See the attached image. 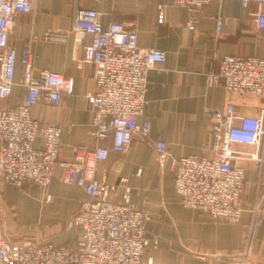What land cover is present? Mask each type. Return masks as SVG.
Returning a JSON list of instances; mask_svg holds the SVG:
<instances>
[{"label":"crops","instance_id":"0c3cea01","mask_svg":"<svg viewBox=\"0 0 264 264\" xmlns=\"http://www.w3.org/2000/svg\"><path fill=\"white\" fill-rule=\"evenodd\" d=\"M35 17L20 14L10 31L9 46L19 57L28 47L34 73L48 70L74 78V91L64 94L59 106L44 101L34 106L35 119L45 125L62 127L60 159L71 161L73 148L84 146L92 150L101 142L94 136L95 107L86 99L96 91L94 66L86 63L84 47L75 40L74 11L76 8L96 9L104 13L102 22H121L138 35V46L166 51L167 60L160 71L148 75L146 105L140 122L152 124L147 138L136 136L125 153L111 152L97 167L100 182L115 186L112 200L120 202L124 193L121 179L132 189V201L138 209L147 211V236L151 248L144 260L156 264H229L243 249L248 228L253 233L248 243L256 264H264V141L261 161L239 159L245 169V190L242 194L244 212L240 221L226 223L206 217L182 204L175 187V173L171 163L159 164L154 150L158 139L165 140L173 158L191 155L212 156V112L222 111L228 101L236 104L242 115L257 116L264 109V100L251 96H237L223 87H210L208 76L219 72L221 59L226 55L264 56V29L256 23V14L264 12V5L252 2L244 7L240 0H212L198 15L195 29L188 28L189 13L185 6L172 0H37ZM163 12L165 19L159 22ZM222 19L221 30H218ZM57 34L45 39V33ZM86 42H90L89 35ZM23 66L16 67L13 95L2 103L14 108L24 99ZM105 144V143H104ZM38 137L35 146L42 148ZM251 150V149H249ZM63 170L58 169L49 192L52 202L46 201L37 185L24 190L0 178V231L9 243H52L75 250L81 239V228L73 222L85 192L82 188L65 184ZM27 204L34 201L38 214L33 226L15 227L2 215L3 205L11 201ZM185 225L194 233L212 231L218 252H209L206 260L194 257L189 250L171 252L161 247V235L172 234ZM157 241V242H156Z\"/></svg>","mask_w":264,"mask_h":264},{"label":"built area","instance_id":"2783aa9c","mask_svg":"<svg viewBox=\"0 0 264 264\" xmlns=\"http://www.w3.org/2000/svg\"><path fill=\"white\" fill-rule=\"evenodd\" d=\"M172 1L187 8L191 30L195 29L202 9L212 2ZM240 1L246 8L252 2L264 5V0ZM36 3L37 0H0V177L21 188L28 184L47 188L57 170L62 169V181L85 192L73 218L82 234L77 249L70 250L52 243L11 244L0 231V264H156L153 259L144 260L150 245L146 237L150 214L134 205L126 179L120 181L124 185L122 200L115 202L112 195L116 187L100 182L96 172L111 152L125 153L136 136H149L151 121L139 120L147 102L148 75L153 70L160 71L167 53L139 47L137 32L124 23L111 22L105 26L104 13L99 10L75 9V40L84 47L83 60L94 66L96 91L88 92L86 99L95 107L93 133L101 143L92 150L76 146L73 159L62 161L59 157L62 127L40 123L32 109L44 101L59 106L64 94L73 93L74 78L48 70L36 75L30 48L26 47L19 57L9 46L17 16L35 17ZM164 19L161 12L159 22L163 23ZM222 23L219 19V31ZM256 23L264 29V12L256 14ZM87 35L91 38L88 43ZM56 36L45 33L47 40ZM262 43L264 47V37ZM18 60L24 68L20 83L26 94L18 106L4 108L2 103L13 95L16 85ZM208 85L223 87L237 96L264 100V56H224L219 72L208 76ZM212 134V156L175 159L172 149L162 139L155 141L154 150L158 162L171 163L176 191L184 206L216 220L235 223L244 212L242 194L246 185L245 169L237 160L261 161L264 109L257 116L242 115L236 104L228 101L222 111L212 112ZM38 137L44 141L42 148L35 146ZM252 233L250 225L248 240ZM236 259L232 264L249 261L256 264L249 243Z\"/></svg>","mask_w":264,"mask_h":264},{"label":"rangeland","instance_id":"374dc122","mask_svg":"<svg viewBox=\"0 0 264 264\" xmlns=\"http://www.w3.org/2000/svg\"><path fill=\"white\" fill-rule=\"evenodd\" d=\"M48 33V32H47ZM51 33V32H49ZM54 35V33H51ZM261 159V157L259 156ZM262 160V159H261ZM161 164L160 162H158ZM1 178V177H0ZM3 180V179H2ZM5 181V180H3ZM7 182V181H6ZM30 185V184H28ZM28 185H25L22 190H24ZM40 190L43 193L44 198H46V201L52 202L53 197L49 192V187L43 188L40 187ZM51 197V199H48V197ZM3 207V212L2 215L5 217V219L8 220L9 224L12 225V223L15 225V227H20L24 229L25 227L28 226H33L35 223V220L37 218L38 214V205L32 201L30 204H24L21 203V201H11L7 202L5 204H2ZM203 214V213H202ZM205 215V214H203ZM206 217H209L206 215ZM211 218V217H210ZM217 221V220H216ZM222 221V220H218ZM223 222H228V223H233L229 221H223ZM172 234L168 233L165 231L161 235V242L163 241V244H161V247L165 250L171 251V252H182L183 250H189L193 253L194 257L203 259V257H206L205 259L208 260L210 257L209 252H218L220 250V247L216 245V240H215V235L214 232L212 231H204L202 233H194L186 227L185 225H181L177 229L172 226ZM146 237L149 240L150 238L147 236V227H146ZM150 241V240H149ZM151 243V242H150ZM151 245L148 246L147 250L145 251L148 252L151 248ZM248 248V239H247V231L244 239V245L243 249L237 253L239 255L243 250ZM144 253V255H146ZM237 255L233 258H231L229 264H232L234 260L236 259ZM237 260V259H236ZM240 262V261H238ZM244 262H246L244 260ZM250 262V263H249ZM248 264H253L254 262L249 261ZM241 264V263H240Z\"/></svg>","mask_w":264,"mask_h":264}]
</instances>
